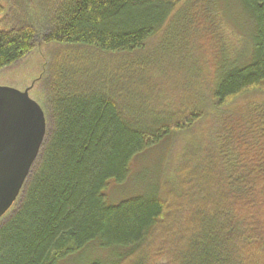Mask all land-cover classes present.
Listing matches in <instances>:
<instances>
[{
    "label": "trees",
    "instance_id": "16d2710c",
    "mask_svg": "<svg viewBox=\"0 0 264 264\" xmlns=\"http://www.w3.org/2000/svg\"><path fill=\"white\" fill-rule=\"evenodd\" d=\"M182 1L0 0V70L50 52L47 136L0 219V264H67L91 244L108 255L85 264H264V0H226L250 25L231 44L225 0L174 19ZM87 48L114 71L71 67ZM179 134L191 139L172 179L160 168L148 193L109 202L137 156Z\"/></svg>",
    "mask_w": 264,
    "mask_h": 264
},
{
    "label": "rangeland",
    "instance_id": "374dc122",
    "mask_svg": "<svg viewBox=\"0 0 264 264\" xmlns=\"http://www.w3.org/2000/svg\"><path fill=\"white\" fill-rule=\"evenodd\" d=\"M193 2L194 0L182 1L180 4L177 5L172 17H174V19L175 17L178 18V16L189 6H191ZM225 2L226 5L223 4V6H225L224 8H226L229 14L227 15L224 12L225 16L222 17L224 20V27H226L227 29L225 30L224 37L229 42V44H231L233 40L237 41L239 35L240 36L245 35L246 31L244 30H248L250 28V25H248L246 17L244 15H241L240 11L238 10V7L236 8V5L235 4L233 5L232 1L229 4L227 3L226 0ZM174 19L171 23L174 22ZM167 28L168 31L172 29L170 26H168ZM229 31H232L233 34L232 33L229 34ZM164 37H167V34L165 35L164 32L158 35V37L154 39L157 41H153L151 43L152 47L155 48L158 45H162L164 41L162 42L160 40ZM184 41L186 42V44L183 45L181 43L180 45L183 47L185 46L184 50L180 51L183 53L180 58H186V63L184 62L183 64L184 66L183 70L185 73H188L191 71V66L193 64H198V59L197 57H195L196 55L194 54L193 44L195 40L193 34H190L189 39ZM177 43L178 41L174 43L176 45V47H174V51L177 49V46H179V44ZM164 44L165 42L163 43L162 48L164 47ZM152 47L147 48V50L150 53L151 52L154 53L155 52L154 50H156V49H152ZM79 53H83V54H79ZM70 55L71 54L69 55L66 54L64 56H70ZM72 55L75 58V55L74 54ZM80 55L81 58H79L77 62L75 63L73 61L70 62L71 67L75 66V67L88 68L90 69V71H93V73L100 71V69L102 68L101 66L97 65L99 64V62L104 63L106 66L105 68H108L110 71L112 69L111 72L114 71L112 67L113 64L115 65L116 64L115 62H118L112 60L111 57L108 58L106 56H103L100 53L96 52L95 50L89 48L86 49V52L82 50L79 51L78 54L76 55L77 58L80 57ZM49 59H50L49 49L44 48V46L37 44V46H35L34 49L23 59L15 63L13 66L0 70V86L13 87L19 90H25L27 88H30L31 97L34 98L36 101L45 104L47 95H49L46 86L48 80L47 78L48 71H46L45 69L46 66L48 65ZM70 60L71 59H68V64H70L69 63ZM102 60H105L106 62ZM207 66L208 64L202 66V70L204 72L208 70L207 68H204ZM152 84L155 85L154 79H152ZM245 98L247 99L248 97ZM245 98H239L237 103L243 104L244 102H246ZM209 124L210 126L208 124L207 125L204 124L206 130L208 131H210L212 127L210 122ZM190 139L191 137L185 134H179L178 136H175L174 139L172 138V136H170L165 140H163L158 146L147 151L145 154L137 156L132 163V172L129 180L123 184L112 183V186H110L109 189L106 191L109 202L113 204L118 203L119 201H121L126 197L137 195L134 193H138V192H142L144 194L148 193L151 189V186L156 183L157 176L163 167L165 169L166 177L172 179L174 177L172 170L175 168L177 161L179 160L181 154L183 153L184 144L188 142ZM11 210H13V208L10 209V211ZM8 213L9 211L5 215H7ZM165 232L169 233L168 228L166 229ZM180 234L182 235L183 232H181ZM171 245L173 246L175 245L174 241L171 243ZM89 246H90L89 249L87 250L85 249L80 254H74L73 256L66 258L65 263L68 264L69 262V264H85L92 258L98 256L105 257L106 255H108L107 252L101 251L98 248V244H91Z\"/></svg>",
    "mask_w": 264,
    "mask_h": 264
},
{
    "label": "water",
    "instance_id": "95a60500",
    "mask_svg": "<svg viewBox=\"0 0 264 264\" xmlns=\"http://www.w3.org/2000/svg\"><path fill=\"white\" fill-rule=\"evenodd\" d=\"M47 131V115L30 88L0 86V218L21 195Z\"/></svg>",
    "mask_w": 264,
    "mask_h": 264
}]
</instances>
